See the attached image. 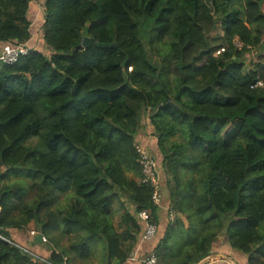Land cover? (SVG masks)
Here are the masks:
<instances>
[{
  "label": "trees",
  "instance_id": "obj_1",
  "mask_svg": "<svg viewBox=\"0 0 264 264\" xmlns=\"http://www.w3.org/2000/svg\"><path fill=\"white\" fill-rule=\"evenodd\" d=\"M33 2L0 0L4 46L29 41ZM263 3L44 0L50 54L29 47L0 63V264H44L30 253L68 263L94 239L107 262L126 261L140 232L132 212L151 207L158 220L135 147L146 109L194 257L223 232L247 264H264ZM83 37L105 46L76 49ZM249 52L262 60L245 63ZM30 222L48 257L9 237H34Z\"/></svg>",
  "mask_w": 264,
  "mask_h": 264
},
{
  "label": "crops",
  "instance_id": "obj_2",
  "mask_svg": "<svg viewBox=\"0 0 264 264\" xmlns=\"http://www.w3.org/2000/svg\"><path fill=\"white\" fill-rule=\"evenodd\" d=\"M3 43H0V51L3 48ZM151 126V125H150ZM140 140V141H139ZM136 141L138 143L148 145L151 143L149 137L145 135H139L136 137ZM152 155L155 158L160 157L156 155L157 147L155 143L154 151H151ZM158 153V152H157ZM158 156V157H157ZM125 203L129 204V210L133 209L131 203L127 202L126 199H122ZM166 200H168L166 198ZM162 203V207L157 208V233L154 238L151 240H144L141 242H136L134 249H132L131 253H129L128 258L122 264H142L143 259L145 256L151 251L156 248L159 250L162 248L163 243V236L166 230V227L170 228L169 238L167 242V248L164 251L163 261L164 264H247V256L243 253H240L234 249H232L228 243L226 242V238L224 235V243L216 245L215 241L219 240L218 237L212 243L211 249L209 250L208 254L204 257L202 254L201 259L195 258L194 256L198 253L193 252L194 248L188 245L190 243L191 238L194 235H191L188 232V220L185 215L177 213L176 218H168L166 215V210L168 207V201ZM134 213V212H132ZM175 220V221H174ZM31 225V224H29ZM167 228V229H168ZM29 231L32 230L30 226H28ZM32 233V232H31ZM9 237L17 243L25 244L31 247L36 253H39L41 256L48 257L51 250L48 246L44 245L43 243L37 242L35 240L36 235L38 232L32 233L34 237L30 238L25 234L23 231H11L9 233ZM139 234L136 236L138 241ZM175 242V243H174ZM177 242V243H176ZM165 243V242H164ZM64 245L62 243L59 246ZM166 246V243H165ZM163 246V247H165ZM191 248V249H190ZM190 249V250H189ZM56 253L58 249L55 250ZM135 252V255H133ZM190 256V257H189ZM66 258L69 259L68 263L62 264H118L107 262L106 252H105V245L100 239L91 240L89 243V252L85 256L79 258L78 254L72 251H68ZM194 259V260H193ZM196 259V260H195Z\"/></svg>",
  "mask_w": 264,
  "mask_h": 264
},
{
  "label": "built area",
  "instance_id": "obj_3",
  "mask_svg": "<svg viewBox=\"0 0 264 264\" xmlns=\"http://www.w3.org/2000/svg\"><path fill=\"white\" fill-rule=\"evenodd\" d=\"M240 46V43H237ZM29 48L23 43H17L15 45H5L0 51V63H13L20 55H24L28 52ZM137 151V162L141 168V182L149 183L153 190L151 192V203L157 207H162L161 204V192L159 188V176L157 172L156 158L150 154L148 149L144 144L137 143L135 145ZM169 218L174 217L172 210L168 211ZM133 216L136 218L139 223L140 232L139 238L140 242L144 240H151L155 237L157 233V223L154 219L153 212L151 207L135 211ZM41 240L44 242L45 238L41 237ZM16 245V244H14ZM25 252H28L26 249H23ZM29 253V252H28ZM34 257L38 258L44 264H53L47 261L45 258L40 257L36 254L30 253ZM135 255V252H133ZM142 264H161L158 260V257L154 250H151L143 259Z\"/></svg>",
  "mask_w": 264,
  "mask_h": 264
},
{
  "label": "rangeland",
  "instance_id": "obj_4",
  "mask_svg": "<svg viewBox=\"0 0 264 264\" xmlns=\"http://www.w3.org/2000/svg\"><path fill=\"white\" fill-rule=\"evenodd\" d=\"M43 1L44 0H34V5H32L31 7H30V9H29V19H30V21H31V25H30V32H31V37H30V39H29V41H27V42H24L23 44L25 45V46H27L28 48L30 47V48H36V49H38V50H40V51H42L44 54H46V55H49L50 53H49V51L46 49V46L44 45V43H43V41H42V29H41V27H42V22H43V12H42V8H43ZM262 9H263V11H264V3L262 4ZM219 51V50H218ZM215 54H218V52L217 53H215ZM253 53L252 52H249V53H247L246 54V62L245 63H252V61H254V60H256V59H258V60H262V58H261V56H256V55H252ZM150 113V111H148L147 109L146 110H144V114H143V118H142V125L140 126V129H139V131H138V133H137V135H136V137L137 136H139V135H145V136H147V137H149L150 138V140H151V143L150 144H148V145H145L146 146V148L148 149V151L150 152V154H152V152L151 151H154V148H155V143H156V135H155V133L153 132V129H152V127L150 126V124L149 123H147L146 122V120L148 119V114ZM177 139V137L176 136H172V137H170L169 139H168V141L166 142V147L167 146H169L171 143H172V141H174V140H176ZM140 141V140H139ZM139 141H136L137 143L139 142ZM159 157H160V159H161V156H160V154H159ZM159 159V158H158ZM159 159V160H160ZM157 160V159H156ZM160 162H161V160H160ZM158 163L157 161H156V164H157V172H158V176H159V184H160V189H161V194H163L162 195V197H161V204L163 203V204H165L164 202L165 201H168V200H166V198L168 199V192H167V190L165 191L164 190V187H165V183H166V181H165V179L166 180H170V182L172 181L170 178V176L167 174V177H166V174H164V176H163V171H162V168H161V163ZM165 173V172H164ZM130 175V174H129ZM164 180V181H163ZM122 199H124L125 200V197L123 198L122 197ZM126 205H128V207H129V204L128 203H126ZM168 209H167V211H169V210H173V207H171L170 205H169V207H167ZM173 212H174V210H173ZM175 213V212H174ZM118 213L115 215V217H114V222L116 223V221H118ZM184 215V214H183ZM168 216V215H167ZM168 218H169V216H168ZM30 224L31 225H29L31 228H32V230H31V232L32 233H34L35 234V232H36V229H35V226H34V224L32 223V222H30ZM199 231V230H198ZM200 233H201V231H199ZM194 236H196L195 234H194ZM218 239L219 240H216L215 241V243H216V245H222V244H225L224 243V234H223V232H220V233H218ZM43 242V241H42ZM137 242H140V238L138 237V241ZM227 242V241H226ZM60 243H62V244H64V245H67L68 244V241L66 240V238H63L62 239V241L60 242ZM175 243V242H174ZM177 243V242H176ZM65 247V246H64ZM191 248H192V246H190ZM190 248V249H191ZM189 249V250H190ZM33 254H35V253H33ZM80 258V257H79Z\"/></svg>",
  "mask_w": 264,
  "mask_h": 264
},
{
  "label": "water",
  "instance_id": "obj_5",
  "mask_svg": "<svg viewBox=\"0 0 264 264\" xmlns=\"http://www.w3.org/2000/svg\"><path fill=\"white\" fill-rule=\"evenodd\" d=\"M95 45V46H105L104 44H101V43H98L96 41H94L92 38H87V37H83L82 40H81V43L76 47V49H79L81 47H87L89 45ZM41 237H42V234L41 233H38L35 237V240L40 242L41 241Z\"/></svg>",
  "mask_w": 264,
  "mask_h": 264
},
{
  "label": "clouds",
  "instance_id": "obj_6",
  "mask_svg": "<svg viewBox=\"0 0 264 264\" xmlns=\"http://www.w3.org/2000/svg\"><path fill=\"white\" fill-rule=\"evenodd\" d=\"M42 241V240H41Z\"/></svg>",
  "mask_w": 264,
  "mask_h": 264
}]
</instances>
